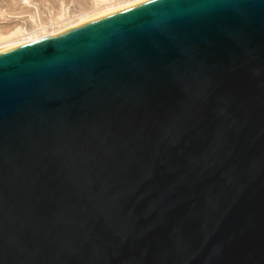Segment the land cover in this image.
I'll return each instance as SVG.
<instances>
[{
    "label": "water",
    "instance_id": "water-1",
    "mask_svg": "<svg viewBox=\"0 0 264 264\" xmlns=\"http://www.w3.org/2000/svg\"><path fill=\"white\" fill-rule=\"evenodd\" d=\"M0 264H264V0L0 49Z\"/></svg>",
    "mask_w": 264,
    "mask_h": 264
},
{
    "label": "rangeland",
    "instance_id": "rangeland-1",
    "mask_svg": "<svg viewBox=\"0 0 264 264\" xmlns=\"http://www.w3.org/2000/svg\"><path fill=\"white\" fill-rule=\"evenodd\" d=\"M133 0H0V41L60 29L94 9Z\"/></svg>",
    "mask_w": 264,
    "mask_h": 264
},
{
    "label": "bare ground",
    "instance_id": "bare-ground-1",
    "mask_svg": "<svg viewBox=\"0 0 264 264\" xmlns=\"http://www.w3.org/2000/svg\"><path fill=\"white\" fill-rule=\"evenodd\" d=\"M141 0H133V1H130L128 3H123V4H120V5H114V6H106V7H103V8H100V9H94L92 11H89L81 16H79L77 18V20L75 22H71V23H67L65 24L63 27H61L60 29H57V30H53V31H50L49 33H46L45 31L39 35H30V34H27V36H23V37H20L17 36L15 39H11V38H7V39H4L3 41H0V49L2 48H5V47H8V46H12V45H16V44H21V43H25V42H29V41H33V40H38V39H42V38H45L47 36H50V35H53L55 33H58V32H61L63 30H66L78 23H81L87 19H90L96 15H99V14H102L104 12H107V11H110V10H113L115 8H119V7H122V6H125V5H129V4H132V3H135V2H139Z\"/></svg>",
    "mask_w": 264,
    "mask_h": 264
}]
</instances>
